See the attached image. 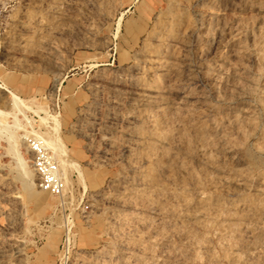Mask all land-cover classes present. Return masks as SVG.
<instances>
[{
  "label": "rangeland",
  "instance_id": "1",
  "mask_svg": "<svg viewBox=\"0 0 264 264\" xmlns=\"http://www.w3.org/2000/svg\"><path fill=\"white\" fill-rule=\"evenodd\" d=\"M0 264H264V0H0Z\"/></svg>",
  "mask_w": 264,
  "mask_h": 264
},
{
  "label": "built area",
  "instance_id": "2",
  "mask_svg": "<svg viewBox=\"0 0 264 264\" xmlns=\"http://www.w3.org/2000/svg\"><path fill=\"white\" fill-rule=\"evenodd\" d=\"M32 147L36 156L35 168L41 177V187L52 193H60L63 186L59 179L57 166L51 161L41 144L37 142Z\"/></svg>",
  "mask_w": 264,
  "mask_h": 264
},
{
  "label": "bare ground",
  "instance_id": "3",
  "mask_svg": "<svg viewBox=\"0 0 264 264\" xmlns=\"http://www.w3.org/2000/svg\"><path fill=\"white\" fill-rule=\"evenodd\" d=\"M15 138H16V137H15ZM15 143H16V142H15ZM46 145H47V144H46ZM53 148H54V147H53ZM53 148H52V150H53ZM21 166H22V165H21ZM23 166H25V165H23ZM22 168H25V167H22ZM22 170H23V169H22ZM22 170H21V171H22ZM58 171H59V170H58ZM22 172H23V171H22ZM24 172H25V171H24ZM24 174H27V173L25 172ZM24 174H23V175H24ZM24 178H26V177L24 176ZM28 181H29V180H28ZM26 184H27V183H26Z\"/></svg>",
  "mask_w": 264,
  "mask_h": 264
}]
</instances>
